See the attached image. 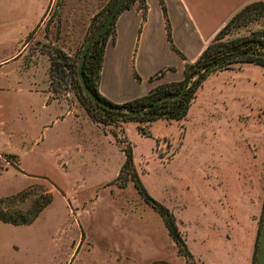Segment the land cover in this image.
Listing matches in <instances>:
<instances>
[{
    "label": "rangeland",
    "instance_id": "obj_1",
    "mask_svg": "<svg viewBox=\"0 0 264 264\" xmlns=\"http://www.w3.org/2000/svg\"><path fill=\"white\" fill-rule=\"evenodd\" d=\"M115 1L55 0L40 28L47 40L35 37L36 26L24 56L28 71L20 73L21 61H13L22 52L20 34L42 4L0 0V62L4 60L0 63V199L15 197L1 207L28 214L34 204L51 196L29 224L0 220V264H149L155 260L190 264L178 252L159 213L143 201L133 183L119 186L122 148L128 146L144 187L182 221L180 226L194 249L201 248L202 232L216 236L227 212L245 221L251 203L258 199L262 203L259 234L264 212V105L254 107L250 121L240 116L247 129L239 121V115L250 112L252 103L263 97L264 70L256 64L236 71L235 79L229 78L234 75L228 70L217 78L210 73L193 105L200 104L197 108L206 111L183 121L159 119L150 127L137 124L143 131L134 122H126L124 128L122 121H115L102 125L109 142L102 133L92 136L89 129L94 128L83 119V137L88 143L94 141L99 150L94 156L86 144L79 153L69 141L56 148L38 143V95L31 87L39 83L35 77L44 80L42 60L48 61L49 74L52 69L53 96L70 99L76 112L83 108L74 78L82 48L96 29L77 24L75 16L87 17L100 5L105 9ZM252 32H264V16L231 28L226 38ZM56 49L67 56L66 67ZM211 88L217 97L213 103ZM69 126L72 129L74 124L66 121L54 130L68 132ZM248 128L252 135L247 134ZM74 137L69 135L72 141Z\"/></svg>",
    "mask_w": 264,
    "mask_h": 264
},
{
    "label": "crops",
    "instance_id": "obj_2",
    "mask_svg": "<svg viewBox=\"0 0 264 264\" xmlns=\"http://www.w3.org/2000/svg\"><path fill=\"white\" fill-rule=\"evenodd\" d=\"M54 1L39 0V4H42V6L35 10V14H33V18L30 21V26L26 28L24 34H20L19 43L21 44L22 52L18 56L16 54L19 50L10 55V58L16 56L13 61H21L20 73L28 71V68L25 66L24 56L26 55V47L33 37L28 38L30 32L39 25L35 37L47 40V35L44 33L42 36L40 28H42L47 9L52 6ZM253 1L259 0H164L171 28L172 43L184 58L172 48L167 39L160 1L144 0L147 9L143 22L142 12L138 8V2L135 1L130 7L121 11L115 19L114 39H108L104 50V59L99 79L100 93L110 101L120 104L146 94L156 85L182 79L185 62L195 61L226 22L244 5ZM77 5L80 6L81 4ZM102 7L100 5L96 11L91 12L87 17L75 16L76 19H79L78 21L76 20V23L90 25L93 15L102 9ZM85 33L86 31H84L83 35ZM44 59L42 60L44 80L35 77V80H39V83H34L31 87V91L38 95L37 112L40 128V135L37 137L38 143L43 144L44 147L56 148L61 147V145L65 146L67 141H69V144L73 142L72 149L76 152L80 148H84L82 145L86 144L94 156L99 150L94 141H89L88 143V139L83 137L82 120L86 119L87 122L91 123V127L94 130L90 128L89 133H92V136L95 133H102L110 142L108 133L102 131L103 124L95 123L91 120L84 108L80 107L76 112V106L70 99H58L53 96L48 73L49 63L48 61H44ZM39 61L38 64L41 65L42 62L41 60ZM248 64H242L237 68L218 70L211 75L217 78L228 70L231 73L233 72L234 75L230 76L229 74V78L235 79L237 77L235 76L236 71L242 70ZM257 66L264 70L263 66ZM161 69H165L164 72L156 75ZM136 74L139 79L136 78ZM211 75H208L202 84L209 81ZM223 79H226V77ZM202 84L198 87L186 116L179 121H183L189 116L193 117L197 114H203L206 111L202 109V113L200 107L197 108L201 106L200 104L196 108L193 107L203 90ZM211 95L213 103L217 98L215 97L213 88H211ZM263 105L264 92L263 97L259 101L252 103L250 112L239 115V121L242 115L250 121L254 107L259 106L260 108ZM210 108L211 106L207 109V115ZM66 121L67 124H74V127L71 129V126H69L70 130L68 132L64 129L54 130L59 123ZM154 122L156 120L146 123V125L150 127ZM240 122L247 129L246 122ZM134 123L137 127L138 123ZM123 125L125 128L126 122H123ZM181 128H183V132L185 133L183 125H181ZM248 129L251 132L247 134L252 135V129ZM61 133L64 134L63 137ZM68 134L70 136L77 135V137L76 139L74 137L72 141ZM69 148L67 147V151L71 150ZM82 152L83 150L79 151V153ZM60 162H62L61 159ZM62 165L64 166L65 163ZM261 210L262 203L258 199L254 203H251L245 221L238 220L234 215L227 212V216L222 218L221 230L216 233L214 238H210V235L206 232H202L199 235L198 242L201 248L197 249H194L190 245L187 239V232L180 226L182 221L178 217H175L185 243L198 264H253ZM210 255L211 259L208 257Z\"/></svg>",
    "mask_w": 264,
    "mask_h": 264
},
{
    "label": "trees",
    "instance_id": "obj_3",
    "mask_svg": "<svg viewBox=\"0 0 264 264\" xmlns=\"http://www.w3.org/2000/svg\"><path fill=\"white\" fill-rule=\"evenodd\" d=\"M135 1L138 2V8L142 12V22L144 21L147 9L144 0H126V2L115 15L108 29L98 38H96L90 45L82 68L84 80L88 88L92 90L101 100L108 104L114 105L119 109L109 110L103 108L97 103L92 102L89 97L83 93L77 78V71L75 72L74 80L78 91L77 97L93 122L108 125L115 121H133L141 124L150 123L157 119L180 120L186 116L190 104L196 95L198 87L210 73L227 68H237L245 63H253L264 67V32H252L251 36L246 37L226 38L231 28L236 27L241 23L251 22L258 19L259 17L264 16V2L259 0L248 3L238 10L217 32L212 41L201 52L195 61L185 62L182 79L156 85L146 94L120 104L110 101L99 91V79L104 59V50L108 39H114V26L116 17L121 11L130 7ZM159 1L164 15L167 39L172 48L183 57V55L172 43L171 28L168 21L164 0ZM111 5L113 4H107V6H105L106 10L102 8L93 15L90 23L91 29L92 27L94 30L97 29L104 22L108 12L112 7ZM29 37H31V32L28 35V38ZM56 52L58 53L57 57L60 56L62 61L61 65L66 67L67 56L60 49H56ZM54 63V60L51 59L52 68ZM164 70L165 69H161L156 75L163 73ZM51 71L52 69L50 70L49 78L52 77ZM136 78L139 79L137 74ZM163 97L168 98L164 99L153 108L142 113L131 114L125 110L127 109L132 111L145 109L157 99ZM262 113L264 114V106L262 107ZM138 128L140 131H143L141 127ZM122 151L124 153V161L116 176V180L123 177L122 181L119 182V186L123 188L129 181L132 182L143 201L151 206L161 216L167 228L168 234L176 245L178 252L184 256L190 262V264H197L185 243L184 237L178 227L174 214L167 207L152 197L144 187L134 167L132 149L130 146H128L122 148ZM13 198L15 197L12 196L0 199V220L5 223H11L15 225L31 223L39 215L43 208L51 201V196L49 194L46 199L34 204L30 213L25 214L19 212L16 214L7 210V207H1V204L4 201ZM256 250L257 248L255 247V251ZM149 264L171 263L164 260H155ZM253 264H255V254Z\"/></svg>",
    "mask_w": 264,
    "mask_h": 264
},
{
    "label": "water",
    "instance_id": "obj_4",
    "mask_svg": "<svg viewBox=\"0 0 264 264\" xmlns=\"http://www.w3.org/2000/svg\"><path fill=\"white\" fill-rule=\"evenodd\" d=\"M126 2V0H116L114 2V4L112 5L106 19L104 20V22L93 32V34H91L83 48L77 63V78L79 81V84L81 86V89L83 91V93L89 97V99L94 102L97 103L98 105L102 106L103 108L109 109V110H118L119 108L108 104L106 102H104L103 100H101L92 90H90L84 80V76H83V72H82V68H83V63L84 60L86 58V54L87 51L90 47V45L92 44V42L98 38L101 34H103L108 27L110 26L112 20L114 19L115 15L117 14V12L119 11V9L122 7V5ZM168 97H163V98H159L157 99L155 102H153L152 104H150L147 108L145 109H140V110H127L125 109L128 113L131 114H137V113H142L146 110H149L151 108H153L155 105H157L158 103H160L161 101H163L164 99H166ZM255 264H264V212H263V216H262V220H261V225H260V229H259V234H258V244H257V253H256V261Z\"/></svg>",
    "mask_w": 264,
    "mask_h": 264
}]
</instances>
